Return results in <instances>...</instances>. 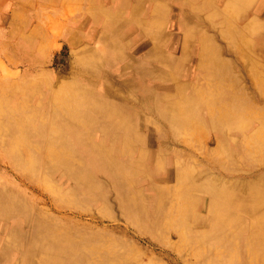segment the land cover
Here are the masks:
<instances>
[{
	"label": "rangeland",
	"instance_id": "374dc122",
	"mask_svg": "<svg viewBox=\"0 0 264 264\" xmlns=\"http://www.w3.org/2000/svg\"><path fill=\"white\" fill-rule=\"evenodd\" d=\"M190 1L194 5L192 9L194 14L199 15L200 19L191 18L189 15L183 20L180 14L174 13L172 6H168L164 13H158L155 6L149 5L147 0H142L141 3L138 0H0V108L3 109L0 122L5 124L11 121L5 116L6 107L19 108L10 112V116L17 121V118L33 112L30 111V108H34L31 106L23 114L28 108L25 104L39 103L37 118L28 122L29 125L26 126V138L41 149L40 152L34 151L31 154L36 157L34 164L37 162L38 165L35 174L28 172L26 174L20 171L16 164L14 165L4 147L5 142L10 139L9 136L16 134L15 127H10L9 134L2 132L6 137L0 135V189L7 188L20 200L30 204L39 215L44 214L47 219L54 220L64 227L63 229L82 234L83 250L93 248L97 244L116 245L117 257L136 258L133 250H138L141 259L149 258L156 264H175L173 259L180 264H194L200 259L197 255L189 253L190 245L182 243L177 232L183 233L182 231L186 229L179 222L182 218L184 221L192 222L193 212L201 216L199 222L202 223L198 227H192L193 231L200 233L209 229L205 205L201 204L198 209L193 205V199L198 198L197 195L192 194L189 199L173 200L171 203L167 200L169 219L165 218L163 227L159 225L142 231L137 228L138 225L131 222L151 221L158 217L160 220V216L157 217L151 210V206L158 200V193L152 190L153 185L166 188L172 197L182 192L181 185L177 184L176 174H172L169 181L156 179L161 176L156 174L157 172L153 174L157 170L156 167H161L158 172H163L165 169H175L176 162L185 164L188 161L191 169L197 173L201 171L199 167L201 169L204 167L206 172L223 178L219 172L222 166L214 160L215 158L234 175L229 178L231 181L241 180L242 184L246 185L242 187L234 184L229 190L242 199L249 194L252 185H259L257 182L261 179L260 174H264V151H252V148H255L254 133L257 132L255 136L264 134V54L259 51V46L264 43V36H261L264 32L261 25L264 23V0H261L263 6L258 14L253 13L254 10L247 13L237 10L229 15L233 22L244 16L247 22L239 21L240 26L249 23L250 27L255 24L256 32L248 37L254 42V46L250 47L252 51L245 47L239 38L232 43L230 36L225 32L229 29L228 25L225 26L221 19L212 18L211 11L205 8L197 9L201 7L203 0ZM223 2L224 0L221 7ZM256 2L257 0H254V4ZM112 16L119 18V22L113 25L116 37L105 32L109 24L108 18ZM154 17L166 21L164 28L166 36L162 40L158 39L155 31L150 33L149 21ZM136 19L143 20V26L137 23ZM146 27L148 28L145 29ZM199 32L211 37L212 39L204 44L219 47L220 59L229 62L231 72L224 75L222 83L228 84L226 78L228 76L236 78L234 86L226 87L224 94L216 97L219 98L216 104L219 113L240 117L236 124L227 123L224 126L226 128L224 131H227L225 138H220L212 127L205 123V117L212 114V111L208 113V110L201 109L202 104H199L198 108L196 105L197 110L193 109L188 113L191 115L190 122L183 131L180 129L177 133L170 132L166 119L158 116L157 112L151 110L143 112L135 107L133 101L130 102L132 99L128 95L131 94L130 88H125L121 84L130 76L128 74V77L119 81L117 74L120 72L118 63H127L129 68L133 65L130 57L136 61L141 60L148 67L152 66L155 69L152 75L144 79L148 83L147 89H150V92L148 90L144 92L145 96L149 92V98L144 99V105L156 106L152 99L153 94L164 97L158 100L157 106L166 107L170 102L183 105L184 99L190 94L193 95L194 89H199V81L204 74L200 67L203 60L200 58ZM75 39H83V52H74L75 48L69 41ZM113 40L120 47L118 48L120 52L117 51L115 58L126 54L124 57L126 59L117 60L114 64L103 61L102 64L94 66L95 72L87 69L85 55L100 50L101 46L107 51ZM169 45L166 51L177 61V68L164 66L153 58L151 59L153 61L149 60L148 54H151L155 47L163 48ZM253 48L257 50L253 52ZM81 56L83 62L79 59ZM77 61L83 63V81L77 74L81 69ZM134 71L132 69L129 73L134 75ZM161 72L181 79L188 88L179 90V94L173 80L159 77ZM101 80L112 83L111 85L119 90L117 97L120 99L110 96L111 100L107 99V102L122 109L117 111L115 118L130 116V131L128 134L114 132L113 128L107 126V121L102 123L98 121L96 122L98 124L89 127L90 137L83 138V146L85 142L93 140L105 144L114 142L116 146L127 150L129 155L126 157L116 151L111 152L118 160L130 157L129 159L136 162V172L129 175L131 189L138 197L139 214L136 216L126 214L123 189L110 183L108 176L96 171L98 170L96 167L88 168L91 157L83 156V165L94 174L97 181L95 183L97 187L94 189L93 185L89 189L79 185L74 179L66 178L67 181L65 179L59 181V171L55 172L56 175L53 177L54 174H47L38 161L39 154L44 161L45 146L51 141L49 127L54 123L58 124V120L52 118L53 100L57 97L55 94L64 88L76 89L75 83L80 82L83 83L84 90L100 95L104 90ZM62 84L67 87L60 88ZM202 90L205 97L211 96L209 92L212 91L208 88ZM45 93L50 96L51 103L49 101L47 104L44 103V97L45 99L48 97L44 96ZM212 93L214 96L217 95L215 92ZM59 96L62 97L58 94ZM232 98L235 100L232 101ZM41 116L46 120L43 123L46 126L43 136L32 133V130L41 127L39 124ZM259 116L263 119L262 124H256V127L249 131L243 127L247 121L250 119L253 121L254 117ZM65 135L68 140L75 137V134L69 131ZM126 139L131 141L130 148L126 146L128 145ZM143 139L145 143H139ZM66 147L71 148V144H64V148ZM250 149L252 150L249 151ZM207 162H211L210 168L206 165ZM250 183L252 185L248 189ZM177 206L181 211L177 210ZM12 225L13 220L7 222L0 220L1 240L7 239L8 233L3 232V227L9 228ZM145 225L150 226V223L147 221ZM14 237L11 236L12 239ZM165 241L171 242L173 247L166 246ZM208 246L204 245L202 248ZM218 249L221 253L218 254L219 259L227 260L228 264H244L242 262L244 250L236 252V249L229 245L220 246ZM123 253L125 255H121Z\"/></svg>",
	"mask_w": 264,
	"mask_h": 264
},
{
	"label": "bare ground",
	"instance_id": "6f19581e",
	"mask_svg": "<svg viewBox=\"0 0 264 264\" xmlns=\"http://www.w3.org/2000/svg\"><path fill=\"white\" fill-rule=\"evenodd\" d=\"M138 1L140 3L142 2V0ZM147 1L149 5L155 6V10L158 13L162 14L168 6H172L174 13L180 14L183 20L189 15H191V18L200 19L199 15L194 14L192 10L194 5L190 0ZM222 1L223 0H203L201 7L197 9L205 8L211 11L212 18L221 19V21L225 23V26L228 25L229 29H226L225 32L230 36L232 43L239 38L242 44L252 51L250 47L254 46V42L248 37L256 32L255 24L250 27H248L249 23L240 26L239 21L247 22L246 18L240 16L238 21L233 22L229 19V15L237 10L238 12L241 10V12L244 13L254 10L253 13L258 14L263 6V2L257 0L254 4V0H224L223 6L221 7ZM187 8H189V10H187ZM108 21L109 24L105 32L107 35L111 34L113 37H116L113 25L119 22V18L112 16L108 18ZM211 21L213 20L211 19ZM136 22L141 26L144 24L143 20L140 19H136ZM149 23L151 26L150 33L155 31L158 35V39H164L166 36L164 32L166 21L154 17ZM261 25L263 28L264 23H261ZM147 28L148 27L145 29ZM262 35L264 36V32L261 33V36ZM199 39L201 41L200 58L203 60L200 67L204 74H202L200 79L202 82L199 81V89H194V94H190L185 98L183 105L170 102L166 107L157 106L158 100H162L164 97L156 94H153L152 97L156 103L155 107H152V105L146 107L144 105V99L149 98L148 94L150 92V89H147L148 83L145 82L144 79L152 75L155 69L152 68V66L148 67L146 63L141 60L136 61V59L129 55L133 65L128 68L129 64L118 63L120 72L117 74L119 75V81L128 77V74L131 77H128L127 81L121 83L123 87L130 88L131 94H128L132 97L130 102L133 101L135 107L143 112L151 110L157 112L158 116L165 118L170 132L177 133L180 129L183 131L190 122L191 115L188 113L193 109L197 110L199 107L198 105L202 104L203 108L201 109L208 110V113L212 111V114H209L210 117H205V123H208L209 127H212V130L216 132L220 138H225L227 131H224L226 129L224 126L227 123L236 124L240 117H238L239 115L219 113L216 105L219 98L216 97L224 94L226 87L229 88L234 86L236 78L235 76H228L226 77L228 84L222 83L225 77L224 75L231 72L229 62L220 59L219 50L221 51V49L219 47L215 48V46L212 47L204 44H207L208 41L212 39L211 37L199 32ZM69 42L71 46L75 48L73 49L75 53L83 52V39H75ZM169 47L170 45L164 46L163 48L165 50L160 47H155L152 53L148 54L149 60L153 58L159 60L164 66H174L177 68V61L166 51ZM259 47V51L264 54V43ZM118 48L120 47L113 40L108 46L107 51L104 46H101L100 50L87 53L85 55V61H87L85 64L88 65L87 69H91L92 72H95L94 66L102 64L103 61L114 64L117 60L126 59L124 58L126 54L119 55L118 58H115L117 51L120 52ZM256 50V48H253V52ZM79 59L83 62V56ZM78 63L81 69L77 71V74L79 78H81V81H83V63ZM132 69L135 70L134 75L129 73ZM159 77L165 80H173L177 86L178 93L179 90L188 88V85L181 79L179 80L177 78V80L167 72H161ZM101 82L104 85V90H102L100 95L92 94V92L84 90L83 83L80 82L75 83L76 89L73 90L72 88H64L67 86L62 84L60 88L64 89L60 90V92L58 91L55 94V97L56 95L57 97L53 100L54 108L52 118L58 120V124L56 125L54 123V125L52 124L49 127L51 141L50 143L47 142L45 146V162L43 158L41 159V154H39L40 157L38 161L40 166L45 168L47 174L53 175L55 172L59 171V181L63 179L66 180V178L74 179L79 185H84L89 189L92 185L93 189L97 187L95 184L97 181L93 172H90L88 168L96 167L98 169L96 171L103 172L108 176L110 183L119 187V189H123L126 214L136 216L139 214L137 209L138 197L131 189L129 176L136 172V162L129 159L130 157L125 160H118L112 155V152L116 151L121 156L126 157L129 155H127V150L123 147H118L119 145L116 146L114 142H112V144H105V142L98 143L93 140L85 142L83 146V138L90 137L89 127L98 124L96 123L98 121H101V123L107 121V126L113 128L114 132H124L128 134L130 131V116L125 115L119 119L115 118V116H117V111H122V109L116 108L114 105H110L107 102L110 96L119 98L117 97L119 90L111 85L112 83L109 84L108 81L101 80ZM202 88H208V90L215 92L217 95L214 96L212 92H209L211 96L205 97ZM146 90L149 92L148 94L146 93L145 96L144 92H146ZM58 94L62 97H58ZM44 96H48V93H45ZM234 100L235 98H232V101ZM48 101L50 103L52 101L50 96L46 99L44 97V103L47 104ZM31 106L34 108H30ZM25 107L28 108L25 109L23 114L28 111L29 108L30 111L33 112L27 116L23 115L17 118V121L10 116V112L19 108H5V116L7 119L9 117L11 121L5 124L0 122V135L5 136L2 132L9 134L10 127H15L16 134H13L12 137L9 136L10 139L5 142L4 147L7 154L11 157L12 162L19 167L18 169L20 171L34 175L38 165L37 162L34 164L36 157L31 154L34 151L40 152L41 149L40 146L34 142H29L27 140L26 126L27 124L29 125L28 122H32L33 119L37 118L38 113L36 111L40 107L39 103L38 105H35V103L25 104ZM2 112L3 109L0 108V118ZM45 121L46 120L41 116V118H39L41 127L38 130H32V133H39L43 136L46 129V126L43 125ZM262 123V117H254L253 121L250 119L243 127L249 131L256 127V124L260 125ZM67 131L75 134V137H71V139L68 140V137L65 135ZM243 133L244 131L241 135H243ZM256 133L257 132L253 135V145L255 148L249 151H264V134L255 136ZM57 138L58 140H56ZM139 143H145V140L143 139ZM64 144H71V148H64ZM126 144H128L126 145L127 148H130V139H126ZM130 154L132 155V153ZM83 156L92 158L90 160L91 164L87 169L83 165ZM214 160L222 166V171L219 169V172L223 178L206 172V168L204 167L203 169L199 167L201 171L197 173L191 169L192 166L189 165L188 161L185 164L184 162H176L177 165L175 169L169 168L165 169L163 172H158L162 168L156 167L157 170L153 174L156 172V174H161V176L156 179L169 181L171 180V175L176 174L177 184L181 185L182 192L181 194H174L172 197L171 193L166 188L161 186L155 187L153 185L152 188H154L152 190L158 193V200L151 206V210L154 215L157 217L160 216V220L159 217L151 221L145 219L150 223V226L145 225L147 221L132 220L131 222L138 225L137 228L139 230L142 229V231L143 229L148 230V228L159 227V225L163 227L165 226L164 220L167 218L168 212L166 206H169L167 200L171 203L173 200L182 201L181 199H189L192 194L193 196L197 195L198 198L193 199V205L196 209H198L201 204L205 205L209 220V229L200 233L193 231L194 227H198L202 224L199 222L201 216L193 212L191 215L192 222L189 223L182 218L179 222L182 227L186 229L182 231L183 233L177 232L181 242L190 245L189 253L197 255L198 259H200L195 261L194 264H228L229 262L227 260L218 258V254H221L218 247L224 245H229L233 249L235 248L236 252L244 250L243 255L245 256H243L242 260L244 264H264V174H260L261 179L257 182L259 185L255 186L251 183L248 184V189L251 185L252 187L249 190V194L242 199L229 190L234 187V184H236L235 186L241 185L242 187L246 185L242 184L243 181L241 180L231 181L229 178L234 177V175L229 171V168L224 166L220 160L215 158ZM206 165L210 168L212 164L211 162H207ZM140 171L143 172L144 170ZM55 175L56 174H54L53 177ZM83 180L85 181L83 182ZM177 210L181 211L178 206ZM164 215H166V217H164ZM162 218L163 220H161ZM0 220L5 222L13 220L12 226L9 228L3 227V232H8L7 239L1 240L0 237V264H2V262L3 264H156L150 261L149 258L141 259L138 250H133L136 258L130 259L129 256L117 257L116 245L99 246L97 244L93 248L89 247V249L83 250V247H81L83 245L82 234H75L68 229H63L64 227L58 225L56 221L47 219L44 214L39 215L38 211H34L30 204L20 200L7 188L0 189ZM28 230L29 233L27 234ZM175 230L178 231V229ZM11 236H15L14 239H12ZM164 244L173 247V244L169 241H165ZM204 245H209L204 248L206 250L202 248ZM203 250L205 254H203ZM121 255L125 254L123 253ZM173 260L175 264H180L179 261Z\"/></svg>",
	"mask_w": 264,
	"mask_h": 264
}]
</instances>
